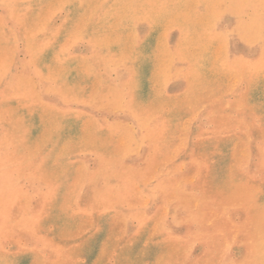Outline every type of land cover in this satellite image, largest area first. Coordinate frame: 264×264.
I'll return each mask as SVG.
<instances>
[{
    "label": "rangeland",
    "instance_id": "374dc122",
    "mask_svg": "<svg viewBox=\"0 0 264 264\" xmlns=\"http://www.w3.org/2000/svg\"><path fill=\"white\" fill-rule=\"evenodd\" d=\"M258 71L264 0H0L2 251L68 253L105 217L107 243L135 242V262L155 247L144 264L173 251L179 264H264ZM55 200L80 213L74 236L38 227ZM104 251L95 263L117 264Z\"/></svg>",
    "mask_w": 264,
    "mask_h": 264
},
{
    "label": "bare ground",
    "instance_id": "6f19581e",
    "mask_svg": "<svg viewBox=\"0 0 264 264\" xmlns=\"http://www.w3.org/2000/svg\"><path fill=\"white\" fill-rule=\"evenodd\" d=\"M228 19H229V17H228ZM226 23H228V22H226ZM263 73H264V71H258V73L256 74V83H258V85H256V88H254V90H252L250 92V95L253 94L255 96L256 89H257L256 97H263V95L260 94L261 93V88L259 87V85L261 86V84H262ZM260 106L257 105L255 109L257 111L262 110V112H264V105L263 106L260 105ZM250 113H251V111L248 114H250ZM261 116H263L262 113H261ZM69 130L70 129L65 127V128H63L62 132L64 134L68 135V134L72 133V130H70V131ZM19 142H21V141H19ZM208 152H209V150H207V146H206L205 154L208 153ZM219 164L220 163L218 162V166H219ZM207 170L211 171V169H209V167L205 165V168L203 169L204 178H205V176L207 174ZM220 170H221V168L217 169L214 172L212 171L213 173H212L211 177L213 178L214 173L215 172H219ZM39 173H41V172H39ZM209 174H211V172ZM41 175H42V173H41ZM214 177L217 178L216 176H214ZM61 180L64 181V179H61ZM209 180L210 179H207V181H209ZM249 180L251 181V179H249ZM261 180L262 181L259 182V188L262 190L264 188V181H263L264 178H262ZM105 190H106V193H107L106 196H110L109 190H111V188L107 186ZM257 191H260V190H257ZM112 196L114 198H108V201L111 202V203H113V202L116 203V201H115L117 199L116 194H113L110 197H112ZM187 199H189V198H187ZM99 200L101 201V196H100ZM255 201H256V199H255V197H253V198L250 199V201H247V202L243 203V206H240L239 209L243 210L245 212V214L248 213V212L252 213L254 211V208H255V206H254V202ZM57 202H58V200H55L53 202L54 204H51V210L46 212L47 215L40 221V224H38V227L39 228H41V227L43 228L44 225H46L47 223H52L53 225H56V227H58L57 230L53 231V233H55L56 235H60V236L72 235V236H74L75 233H77V232H75V230L72 229L71 223H75V221H77L76 218L81 217V216H79L80 213L72 212V211L67 210V209H64V210L62 209L63 211L57 213V211L55 210L56 207H54V206H56ZM186 206H187L186 207L187 212H190L189 211L190 208L188 207V205H186ZM107 209H109V208H107ZM255 210H256V208H255ZM103 211H106V210L102 209V212ZM87 213L89 214V212H87ZM190 216L191 215L189 214V219H190ZM105 221H106L105 217L101 218L99 226H98L95 234L88 236V238L86 240H84L83 242H81L80 244L79 243L77 245L76 244L75 245L66 244V245H68V247H70L68 249V253H65L62 250V249H64L62 247H59L60 249H58V247L55 245L56 243L54 244L52 242H50V244L44 242L43 247L40 248V249H38L37 248L38 247L37 244L34 243V247L32 249H30V250L23 249L19 245H14L7 252L2 251L1 246H0V264H23L25 259H31L32 261L35 262V264H80L79 260L77 259L78 255H84L87 258V260H88L87 264H108L107 262L106 263H95V261H94L96 259L95 258V253H96L97 247H99V246H102L103 248L106 249V251H104V253H106L107 256L111 257L113 255V252H114V257H115V260H116L117 264H144V258L147 255L149 257V255L152 253V251L154 249H156L155 247H152V248L151 247H147V249H146V247L145 248L142 247L141 248L142 255H140L138 260L136 262L133 261V259L130 260V257H132V254L134 253V251L136 249V247H134L135 246L134 245L135 242L134 243L133 242L132 243L131 242L124 243L125 245L124 244L123 245L125 246V248L123 246L120 250L117 249L118 246H115L116 243H114V244L107 243L106 234H105L107 229H106ZM161 229L163 231V227L162 226H161ZM164 229H165V227H164ZM167 231H169V230H167ZM167 231H165V232H167ZM166 234H168V235H166V237L167 236L171 237L169 235V232L166 233ZM30 236H31V234L29 235V237ZM33 239H34L33 242L37 241L36 238H33ZM170 245L177 246V245H179V242H177L176 240H165V241H163V242L161 241V243L157 244L156 247L160 246V248H162V249H169ZM44 251H48L50 253V256L48 258H45L43 256V252ZM69 254L71 256L76 257V258L74 260L70 261L69 257H68V256H70ZM182 258L183 257L181 255H179L178 253H174V251H173V252H171V254L167 255L165 262L167 261L166 263H168V264H179L180 263L179 261H181ZM159 264H165V263L160 262Z\"/></svg>",
    "mask_w": 264,
    "mask_h": 264
}]
</instances>
